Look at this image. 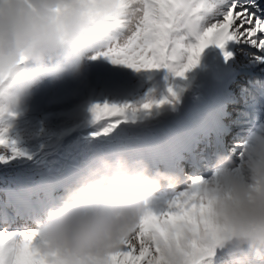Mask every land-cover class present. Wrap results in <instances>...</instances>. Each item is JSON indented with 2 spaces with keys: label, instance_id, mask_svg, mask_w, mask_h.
<instances>
[{
  "label": "clouds",
  "instance_id": "1",
  "mask_svg": "<svg viewBox=\"0 0 264 264\" xmlns=\"http://www.w3.org/2000/svg\"><path fill=\"white\" fill-rule=\"evenodd\" d=\"M106 5L107 0H0V116L26 109L45 80L82 75L84 46L99 25L88 11ZM141 7L132 0L127 9L126 40L142 19ZM193 179L185 191L193 189ZM178 180V173L152 168L142 158L101 157L66 186L58 206L34 228L37 242L62 264L104 256L135 228L161 186L174 190ZM199 180L195 187L212 200L218 241L264 259V121L239 142L235 158L231 151L217 153L210 176Z\"/></svg>",
  "mask_w": 264,
  "mask_h": 264
},
{
  "label": "snow or ice",
  "instance_id": "2",
  "mask_svg": "<svg viewBox=\"0 0 264 264\" xmlns=\"http://www.w3.org/2000/svg\"><path fill=\"white\" fill-rule=\"evenodd\" d=\"M132 0H107L103 9L90 8L94 24L106 21L126 26ZM142 19L122 45L102 53L113 63L133 69L165 67L182 76L201 51L210 44L221 48L230 40L244 39L264 49V0H136ZM223 5V7H220ZM203 13H211L201 26ZM194 39V43L190 42ZM230 53H225L227 57ZM186 60V62H181ZM171 91V89H169ZM156 101L155 103H162ZM153 102L144 103L149 108ZM129 105L94 104L95 118L120 114ZM5 139L0 133V144ZM168 201L167 209L155 212L146 207L138 224L120 245L104 256L86 257L80 264H200L202 256L219 239L212 200L195 187ZM178 254L179 258H173ZM0 264H62L58 254L45 252L34 229H0Z\"/></svg>",
  "mask_w": 264,
  "mask_h": 264
},
{
  "label": "rangeland",
  "instance_id": "3",
  "mask_svg": "<svg viewBox=\"0 0 264 264\" xmlns=\"http://www.w3.org/2000/svg\"><path fill=\"white\" fill-rule=\"evenodd\" d=\"M127 31L124 35H120L121 37H113L108 42V46L101 45L96 48L92 47L91 50L84 51L87 59L85 60L81 76L77 78L65 76L63 79L53 83H49L45 80L35 89L34 94L28 102L31 106H35L33 110L40 109L41 113L46 116H48L47 114L50 112V107L52 106L49 105L50 103L55 105V109H53V111L56 112L68 110L69 112L77 111L84 104L91 105L108 103L116 105H129V107L125 109L124 113L119 114V117H114L115 119H112V116L103 117L98 119V122H95V126L101 127L102 129V132L99 134L101 140H96V138L95 141H93L92 138L89 139V141H84L82 138H73L70 140L64 151L66 160H69L73 155L75 156L78 154V148L87 151V145H90L91 147L90 151H88L89 156L85 158L82 153L78 154L79 158L83 162L95 164L97 158L100 159L103 153L106 157L112 158L110 153L123 152L122 145L117 143H114V145L110 143L111 141H114L112 140V137L125 132L130 133L128 132L130 127L122 126L124 121L130 122L132 119L131 122H135L141 120L142 118L152 117L157 115V112H161L159 109L160 107H164L168 103L171 104V102L166 99L167 96L164 93L161 78L154 80L151 84H146V79L149 77L150 79H153V75L156 74L157 71L161 70L162 67L136 70L125 64L113 63L108 57L102 54L112 47L125 43ZM190 42L194 43L195 41L193 39ZM181 62H186V60ZM95 69L97 70L98 78H101L102 80V85L97 89L94 84L96 77ZM189 69L185 70L182 76L176 75L169 69L168 73L170 85L175 89L179 88L180 79L185 77ZM95 90H97L96 93H94ZM75 97H78V101H74V99H76ZM44 101H46L45 104H43ZM68 101H71L70 107H66ZM149 101L153 102L151 106L149 108H144L142 105ZM156 101L167 102L163 104V102L155 103ZM33 110L31 112H36ZM84 112L85 111H82L81 113ZM256 112L263 115L264 110L257 109ZM128 115L131 116L127 118ZM104 122L106 123L103 124ZM84 124H86V126L78 128L75 132V134L79 137L85 136V134L89 131L86 129L90 126L89 120L86 122L85 119H83L82 125ZM101 135L103 137H101ZM104 143L106 145H103ZM117 145L119 146L118 148L114 147ZM94 151L97 152V157L94 155ZM68 152H70L72 156ZM48 157L51 161L53 160V157ZM24 188L25 189L22 191V194L27 197L28 190L26 187ZM38 192L39 190H32L31 193L37 194ZM20 194L19 190L12 191L13 196L22 200V195ZM170 197V192L165 191L162 196L153 197L148 202V207L155 212L164 211L167 209L165 204L168 203ZM18 206H21V208L25 207V205L21 202H18ZM39 219L40 217L38 220ZM203 256L204 257L200 260V264H254V260L250 258L249 251L247 249L233 248L220 241H216L212 244L211 249H209V251ZM248 261H251V263Z\"/></svg>",
  "mask_w": 264,
  "mask_h": 264
},
{
  "label": "bare ground",
  "instance_id": "4",
  "mask_svg": "<svg viewBox=\"0 0 264 264\" xmlns=\"http://www.w3.org/2000/svg\"><path fill=\"white\" fill-rule=\"evenodd\" d=\"M220 7H223V5H220ZM203 16L205 17L204 22H205V24H207L211 18V13H203ZM259 52L260 53L264 52V49H259ZM206 75L207 76L208 75L209 76L215 75V76L221 78L222 76H225V71L222 69V67L219 63L213 69L210 68V70L207 72ZM241 100H242V97H237V99L232 104L229 105L230 109H231V107L239 106ZM207 112L208 113L200 111L196 106L191 109L192 117L198 123V125L195 127V129L197 131H200V129L204 128L203 126H207L209 131H214V129H216L218 124L216 123V121H214L215 120L214 113L212 111H207ZM255 117H257V116H255ZM165 118H167V117H165ZM231 119H233V118H231ZM213 121H214V123H213ZM257 121H258V123H260L261 121H264V118H262V119L258 118ZM175 122H177L176 119H171L170 123H168L166 126L165 125L163 126V129H167V131L171 135H173V138L175 137V133L177 130V127L175 126ZM247 128L248 127H245V129H247ZM137 132L140 135L144 136L145 139L152 137V135L150 136V135L145 134L141 131H137ZM240 135H241V139H243L247 135V133H243L241 131ZM166 137H167L168 142H171V139L168 136H166ZM178 141H179V143H185L186 137L183 136L182 139H178ZM133 151H134V153L136 152V147L133 148ZM133 151H131V153H133ZM147 158H149L148 155L146 156L145 160H147ZM186 189L187 188H183V189L175 192L174 194H172L171 199L173 197H175L176 195H178L179 193L184 192Z\"/></svg>",
  "mask_w": 264,
  "mask_h": 264
},
{
  "label": "trees",
  "instance_id": "5",
  "mask_svg": "<svg viewBox=\"0 0 264 264\" xmlns=\"http://www.w3.org/2000/svg\"><path fill=\"white\" fill-rule=\"evenodd\" d=\"M2 153H3L2 150H0V155H1Z\"/></svg>",
  "mask_w": 264,
  "mask_h": 264
}]
</instances>
